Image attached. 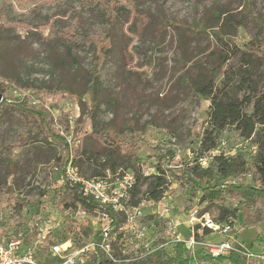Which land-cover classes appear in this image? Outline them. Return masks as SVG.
I'll return each mask as SVG.
<instances>
[{"label":"rangeland","instance_id":"obj_1","mask_svg":"<svg viewBox=\"0 0 264 264\" xmlns=\"http://www.w3.org/2000/svg\"><path fill=\"white\" fill-rule=\"evenodd\" d=\"M123 3L119 20L111 27L113 48L107 52L100 72L96 110L85 127V133L76 144L72 143L79 148L72 157L86 177H93L96 171H107L101 168L103 159L98 160L95 156L90 160L81 155L85 150L95 151L98 145H103L102 139L94 136V130L101 137L110 127L125 136L137 137V153L144 161L156 164L164 159L177 166L181 160L193 157L190 149L199 145L208 127L206 121L211 102L196 96L187 82L180 81L184 71L172 78L177 60L203 52L207 39L200 42L188 40L181 31L170 29L157 48L151 29L142 36L134 33L135 11H144L155 20L164 17L185 26L205 23L220 27L224 17H230L228 31L234 32L233 25L237 26L241 43L264 44V0H130ZM2 8L7 17L20 22V26L16 29L10 26L4 32L0 75L9 79L14 87L70 90L72 93L65 92L64 97L57 99L36 96L53 106L56 116L61 110L70 111L71 115H78L79 111L81 115L83 110L87 112L84 104L89 101L88 92L94 86L95 47L85 39L72 43L62 36L64 29L74 20L78 22L76 33L82 38L106 28V8L97 0H0V10ZM219 13L221 18L217 20ZM209 38L215 39L211 35ZM125 48L129 52L133 50V63L129 66L123 57ZM239 62V55L232 59L235 66ZM191 65L187 64L188 67ZM13 89H8L7 97ZM24 130L25 123L20 116L10 109L0 108V149L8 147ZM227 136L228 133L221 135V141H225ZM11 152V148L0 152V182L13 187L25 208L20 213L0 215V243L19 238L32 217L41 214L48 217L52 210L61 224L50 236L49 244L63 243L68 238L80 236L81 244L91 241L101 228L92 206L79 201L77 205L85 206L91 213L89 217L80 219L78 225L64 215L68 210H63L64 204H74L79 199L76 188L58 182L60 169L65 164V145L57 141L51 144L38 142L21 151H13L14 161L9 158ZM60 156L64 160L61 166H57L55 159ZM126 167L127 163L120 169ZM140 182L138 197L142 201L140 206H144V215L139 224L147 231L145 243L150 247L159 243L171 256L175 243L174 231L170 230L172 221L148 207L144 197L148 181L142 178ZM173 204L172 220L178 226L176 231L185 238L192 237V231L195 235L199 223L194 222L190 226V214L194 211L196 216H202L197 203L189 202L183 195L173 196ZM6 205L4 202L1 207ZM29 206L34 210L31 211ZM235 232L234 244L244 251L241 257L245 264H264V216L255 209L244 211L236 221ZM199 235L202 240L197 242L195 250L204 254H207L210 244L226 238V234L216 232L204 236L202 229ZM34 238L35 235L28 231L24 235V243L30 244ZM123 242L127 254L131 255L136 247L139 249L128 233ZM38 258L44 264L57 263L42 255Z\"/></svg>","mask_w":264,"mask_h":264},{"label":"trees","instance_id":"obj_2","mask_svg":"<svg viewBox=\"0 0 264 264\" xmlns=\"http://www.w3.org/2000/svg\"><path fill=\"white\" fill-rule=\"evenodd\" d=\"M99 5L106 8L104 17L108 25L99 32L79 37L76 33L77 20L64 29V40L78 43L85 39L86 43L95 47L96 58L92 72L94 86L89 90L90 99L84 106L81 115L73 125L67 120L64 113L56 116L53 106L38 98L39 102L33 104L29 98L14 97L6 98L8 89L14 88L19 91H31L35 96L43 99L50 97L65 96L70 90H45L32 86L14 87L9 79L0 75V93L4 96L0 108L10 109L20 116L25 123V130L8 147H1L0 152L12 149L9 158L13 160V151H21L38 142L51 144L57 141L65 145V163L74 161L72 154L78 153L79 148L70 146L68 137L78 141L85 133L87 123L92 119L96 110L98 98V86L100 85V72L105 62L107 52L112 50L113 42L110 34L111 27L119 20V14L123 8V2L130 0H97ZM134 33L142 36L151 29L155 47L162 45L167 32L170 29L179 30L183 37L188 40L200 42L207 39L205 50L194 57L178 59L173 69L172 78L179 72L184 71L180 81L187 82L192 92L205 100L211 102L207 113L208 127L204 130L198 146L191 147L192 158L181 160L177 166L164 159L157 163L159 175L152 178H144L148 181L144 197L146 200L159 202L164 194L169 192L172 196H186L189 202L197 203L200 215L209 214L213 216L214 222L227 227L229 235L236 229V221L240 215L249 209L258 210L264 216V44L263 43H241L238 40V27L234 26V32L228 31L229 18L224 17L220 27L208 26L201 23L198 26H185L177 22L167 20L164 17L153 19L144 11H135ZM220 20L221 13L216 15ZM15 26L18 28L20 22L9 19L4 8L0 10V60L4 54L2 38L4 32ZM217 28V29H216ZM208 33V34H207ZM209 35L215 39L209 38ZM78 38V39H76ZM77 40V42H75ZM240 56L239 65L232 64L234 57ZM125 64L133 63V50L130 52L125 48L123 52ZM188 63L192 65L187 66ZM10 99V101H8ZM36 132L32 135L33 132ZM228 133L225 141H221V135ZM94 136L102 139L103 145H98L95 151L82 152V156L92 160L96 156L98 160L103 159V169L117 171L128 164L126 169H136L143 160L137 153L139 139L128 137L116 128H109L101 137L94 130ZM64 158L57 157L55 162L61 166ZM14 161V160H13ZM206 161V165L203 162ZM82 160L79 164L82 165ZM104 173L96 171V176ZM249 178V179H247ZM140 179L133 190L131 204L140 206L142 201L138 197L141 192ZM79 201H85L79 196L74 204H64L63 210L77 207ZM7 202L5 207L1 205ZM34 210L33 206H29ZM25 204L16 195L12 186L0 182V215L10 212L20 213ZM113 231L111 234V247L113 261L99 247L91 254V261L87 264H245L241 255L232 251L229 255L214 258L204 254L200 250L194 253L188 251L181 242L174 243L173 255L168 256L164 247L159 243L150 253L140 248V257L127 261L129 257L124 256L122 229L126 224V218L122 214L112 213ZM203 235L212 234L213 231L196 227L195 240L201 241L199 232ZM234 235V234H233ZM95 240H102L100 232L95 235ZM77 246V245H75ZM239 248L238 245H235ZM144 254V255H142Z\"/></svg>","mask_w":264,"mask_h":264},{"label":"built area","instance_id":"obj_3","mask_svg":"<svg viewBox=\"0 0 264 264\" xmlns=\"http://www.w3.org/2000/svg\"><path fill=\"white\" fill-rule=\"evenodd\" d=\"M12 94L14 97H27L33 104L39 102L38 98H36L31 91L22 92L13 89ZM5 97L10 98L7 96ZM8 101H10V99H8ZM64 113L67 115V120L71 125H73L75 120L80 116V111L78 115H71L70 111L62 110L58 116ZM68 141L71 147L74 146L72 143H77V141L69 137ZM157 163L150 164L142 160L137 165L136 169H119L117 171L108 169L102 176L96 177H86L83 175L75 161L65 163L60 169L58 182L60 185L67 184L76 188L79 196L85 203L92 206L93 214L96 215L98 222L101 223L99 232L102 240L98 242L95 240L94 236L87 244H81L82 236H80L78 238H68L67 241L63 243L49 244L50 236L54 234V230L61 224L52 210V213H49L51 215L48 217L42 214L32 217L28 228H26V231H22L19 238L0 243V264H44L39 260V255L56 260V264H87L91 261V254L97 247L101 248L110 259L117 261L113 256L111 247V234L114 228L112 213L125 216L126 224L122 229L124 237L125 234L128 233L135 239L139 245V249L142 248L145 254L150 253L155 247H150L145 243L147 231L139 224V220L144 215V206H133L131 201L133 190L139 179L152 178L159 175ZM203 164L206 165V161H204ZM147 203L148 207L150 206L153 210H156L154 213L172 221L170 223V230L174 231L175 243H183L188 251L194 253L197 242H199L195 240L194 231H192V237L188 238H185L180 231H176L178 226L174 224L172 220L175 209L173 196L169 192H166L159 202L156 203L147 200ZM90 213L91 212L85 206L77 205V207L65 211L64 215L67 216L70 222L73 221L74 223H72L74 225H78L79 220L89 217ZM194 222H198L203 228L211 229L213 233L226 234V238L222 241L209 245L207 254L214 258L222 255H229L232 251L239 253L241 256L244 254V251L240 249V247L238 248L235 246L234 241L236 239L233 234L229 235V229L214 222L209 214L199 217L196 216V213L193 211L190 214V226H193ZM28 231L29 234H34L35 238L30 244L26 245L24 243V235H27ZM123 240L124 238L122 239V253L124 256L127 255V257H129L126 259L127 261H132L141 256L138 247L132 250L131 255L127 254L124 250ZM65 244H67L66 247H64Z\"/></svg>","mask_w":264,"mask_h":264},{"label":"water","instance_id":"obj_4","mask_svg":"<svg viewBox=\"0 0 264 264\" xmlns=\"http://www.w3.org/2000/svg\"><path fill=\"white\" fill-rule=\"evenodd\" d=\"M3 101V95L0 93V103Z\"/></svg>","mask_w":264,"mask_h":264},{"label":"bare ground","instance_id":"obj_5","mask_svg":"<svg viewBox=\"0 0 264 264\" xmlns=\"http://www.w3.org/2000/svg\"><path fill=\"white\" fill-rule=\"evenodd\" d=\"M66 246H67V244L64 245V247H66Z\"/></svg>","mask_w":264,"mask_h":264},{"label":"crops","instance_id":"obj_6","mask_svg":"<svg viewBox=\"0 0 264 264\" xmlns=\"http://www.w3.org/2000/svg\"><path fill=\"white\" fill-rule=\"evenodd\" d=\"M47 259H49V258H47ZM49 260H51V261H52V259H49Z\"/></svg>","mask_w":264,"mask_h":264}]
</instances>
